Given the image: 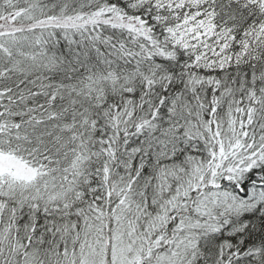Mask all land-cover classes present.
<instances>
[{
  "label": "snow or ice",
  "instance_id": "obj_1",
  "mask_svg": "<svg viewBox=\"0 0 264 264\" xmlns=\"http://www.w3.org/2000/svg\"><path fill=\"white\" fill-rule=\"evenodd\" d=\"M0 264H264V0H0Z\"/></svg>",
  "mask_w": 264,
  "mask_h": 264
}]
</instances>
